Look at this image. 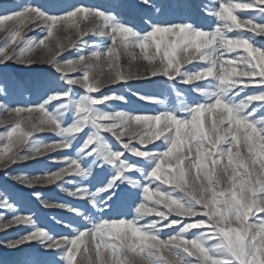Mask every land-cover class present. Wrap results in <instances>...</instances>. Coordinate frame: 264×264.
<instances>
[{
	"label": "snow or ice",
	"instance_id": "snow-or-ice-1",
	"mask_svg": "<svg viewBox=\"0 0 264 264\" xmlns=\"http://www.w3.org/2000/svg\"><path fill=\"white\" fill-rule=\"evenodd\" d=\"M180 7L193 11L187 2ZM137 11L132 0H109L106 8L84 0L0 5V65H47L54 73L38 103L21 105L8 98L40 85L0 72L8 89L0 86V172L22 188L74 183L62 191L98 213L51 203L34 190L31 196L45 208L82 220L78 226L57 220L63 230L54 234L23 214L22 197L0 185V232L23 233L0 243L14 250L11 264H264V115H256L264 107V40L257 39L264 37V0L199 6L215 18L214 26L147 18L141 28ZM205 80L211 88L196 83ZM136 81L163 83L177 97L176 85H189L203 99L168 107L159 95L132 91L128 86ZM116 85L159 109L103 110L127 102L109 91ZM37 133L58 139L38 142ZM78 138L75 156H49L72 150ZM40 157L63 166L35 175L11 171ZM73 175L82 179H66ZM91 179L95 188L83 182ZM121 183L130 186V196L139 192L131 219L109 203ZM146 217L155 218L143 223ZM33 241L39 248L26 247Z\"/></svg>",
	"mask_w": 264,
	"mask_h": 264
},
{
	"label": "rangeland",
	"instance_id": "rangeland-1",
	"mask_svg": "<svg viewBox=\"0 0 264 264\" xmlns=\"http://www.w3.org/2000/svg\"><path fill=\"white\" fill-rule=\"evenodd\" d=\"M16 2L24 3L27 2V0H0V5L10 6ZM32 2L45 5L47 3V0H32ZM84 2L95 6H99L101 8H106L108 7L109 4V0H84ZM132 2L134 5H138V11L134 16V20L135 23L141 28L145 27V22L147 21V18H151L154 21H160V22H179L185 18H189L193 20V22L197 24H204L205 26H214L215 23H217L214 17L207 16L199 11V6L209 7V8L213 7L215 5V0H151V6L139 5V0H132ZM185 2L193 6V11L191 13H186L185 10L182 7H180V5L184 4ZM234 2H243V0H234ZM157 8L160 9L159 12H157L156 10ZM236 14L241 19L247 18L246 11L237 10ZM260 19L264 20V17H260ZM35 35H37V33L35 32L28 33L29 37ZM229 35H232V33H229ZM99 39L100 38L93 37V40L99 41ZM257 39L264 40V37H257ZM260 46L264 48V44H261ZM65 58H68L67 54H65ZM124 63H126V61H124ZM0 72H6L14 79L22 78L24 80H28L35 84L40 85V87L38 88L20 90L8 98L10 103L21 104V105L26 103H38L40 99H42L43 96L46 95L45 87L48 81H50L52 79V76L54 75L53 69L47 65L37 64L31 66L30 68H26L23 65L15 64L12 62H9L7 66L0 65ZM155 79L156 78H153L154 81ZM160 79L163 80L164 78L161 77ZM196 83H199L202 86H206L208 88L212 87V85L208 82V80L198 81ZM0 86H4L5 91L6 92L8 91L7 86L3 84V81H0ZM128 87H131L132 91H140L142 93H152L159 95L161 99L165 101V104L168 107H177V108L180 107L181 100L191 102L194 98L203 99L202 97H197V94L192 90V87L189 85H182V84L176 85V90L181 93L180 97H177L175 95V92L168 89L166 85L163 83L156 84L149 81H136V82H131ZM81 91L82 90L79 89V87H77L76 89L77 96L81 93ZM109 91H115L117 94L125 96L127 102L125 103V102L114 101L111 103L110 106L101 105L100 107L106 111L115 109L121 111H134V112L143 111L146 113H152L155 110L159 109L160 107L154 103L139 100L138 97L134 96L132 92H129L127 90V87L125 86H119V85L109 86ZM245 94L246 93H241L240 98H243ZM92 95H98V94L93 93ZM0 96H3V93H0ZM56 103L57 102H52L51 107L55 108ZM256 115L257 116L264 115V107L260 108L259 111L256 113ZM66 120L69 123L71 122V114H66ZM0 131H3V128H0ZM104 135L108 141L113 142L110 134L105 133ZM36 136L38 142H45V143H50L52 140L58 139V137H56L55 134L53 133H37ZM81 143H82L81 139L78 138L73 142L72 150H58L57 152L50 153L49 156H57L61 151L69 155L75 156L76 148L80 147ZM157 143H159V141H157ZM113 146L114 147L116 146L114 142H113ZM162 149H163V145H161V150ZM23 151L25 154H27L28 150L25 149ZM132 159L135 160L136 158H132ZM90 160L91 157L87 158L85 164H87ZM61 166L63 165L62 164L57 165L51 163L48 157H40L36 160H30L22 164L13 165L11 171L13 172V174L24 172L30 175H35V174H40L45 169L55 171L57 170L58 167ZM145 167H148V165H145ZM106 171L108 175L112 174L110 168H106ZM133 175L139 176V173H133ZM66 179L71 181H79L82 178L73 175L67 177ZM83 182L91 184L93 188L97 186L94 179L84 180ZM57 184H60V182H57ZM57 184L37 186L38 189L22 188L19 184L12 181L2 172H0V185L7 187L10 191L17 193L20 197H22L23 200L20 201L18 206L24 209L23 214L34 215L38 223H40L42 226L47 225V227L51 229L54 234L62 232L63 230V225L58 224L56 222L57 220H63L64 223L73 222L74 226H78V222L82 223V220L80 217L73 216L72 213H69L67 210L64 209L45 208L42 204L39 203V201H36L31 196V193L34 190L40 191L44 195L45 199H47L51 203H69L72 204L73 206L80 207L82 210L86 211L93 217L98 215V213H96V211L92 209L91 206L88 205L86 201H82L77 198L70 197L67 195L66 192L62 191V187L69 189L73 188L75 186L74 183H63L62 187L57 186ZM130 192H131L130 186H128L126 183H121L119 188L117 189L118 195L114 196L112 198V201L109 202L113 208H118L120 209L121 212L126 213L128 219L132 218V206L134 204V201H138L140 198L138 191L135 193V196H130L129 195ZM104 195L105 194H101L100 199H103ZM160 208L161 210H164L162 205L160 206ZM6 216L10 218L11 213L6 212ZM53 217H55L56 219H53ZM154 218L155 217H146L145 220L142 222L147 223L150 219H154ZM19 227L22 228L23 226H19ZM192 231L196 232L197 230H192ZM18 234H23V233L22 232L18 233L17 230L15 229H9L6 230L5 232H0V241H3L5 239L17 238ZM26 247L39 248V245H37L35 241H33L30 242V245H27ZM13 256H14V250L8 249L4 247L3 243H0V264H11V259ZM56 259H59V257L57 256Z\"/></svg>",
	"mask_w": 264,
	"mask_h": 264
}]
</instances>
